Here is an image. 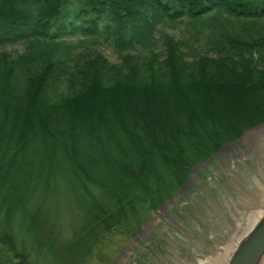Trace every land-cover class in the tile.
Wrapping results in <instances>:
<instances>
[{
  "label": "trees",
  "instance_id": "trees-1",
  "mask_svg": "<svg viewBox=\"0 0 264 264\" xmlns=\"http://www.w3.org/2000/svg\"><path fill=\"white\" fill-rule=\"evenodd\" d=\"M263 124L264 0H0V264H85Z\"/></svg>",
  "mask_w": 264,
  "mask_h": 264
},
{
  "label": "rangeland",
  "instance_id": "rangeland-1",
  "mask_svg": "<svg viewBox=\"0 0 264 264\" xmlns=\"http://www.w3.org/2000/svg\"><path fill=\"white\" fill-rule=\"evenodd\" d=\"M24 49L23 45H15L5 50L17 55ZM106 54L112 62H118L111 52ZM255 171L253 180L251 174ZM262 176L264 125L247 131L241 139L194 167L184 187L157 213H146L143 226L137 231L106 234L85 264H185L179 254H199L204 248L200 238L207 227L219 228L225 218L233 216L236 207H248L251 200L257 199L255 184ZM91 191L98 195L94 188ZM49 194L45 208L56 224V231L66 241L80 220L78 210L71 207L75 204L71 205L65 189H55ZM33 200L28 206H36V198ZM221 237L226 242L230 235ZM46 255L37 258L38 264H50L47 263L50 257Z\"/></svg>",
  "mask_w": 264,
  "mask_h": 264
},
{
  "label": "water",
  "instance_id": "water-1",
  "mask_svg": "<svg viewBox=\"0 0 264 264\" xmlns=\"http://www.w3.org/2000/svg\"><path fill=\"white\" fill-rule=\"evenodd\" d=\"M256 173L251 174L253 180ZM254 191L258 196L250 201V206L236 207L233 216L225 218L219 228L210 225L203 236L200 234L204 248L199 254H179L180 260L185 264H264L263 176L255 184ZM224 234L230 235L226 242L221 237Z\"/></svg>",
  "mask_w": 264,
  "mask_h": 264
},
{
  "label": "bare ground",
  "instance_id": "bare-ground-1",
  "mask_svg": "<svg viewBox=\"0 0 264 264\" xmlns=\"http://www.w3.org/2000/svg\"><path fill=\"white\" fill-rule=\"evenodd\" d=\"M257 128V127H256ZM252 130V129H251Z\"/></svg>",
  "mask_w": 264,
  "mask_h": 264
}]
</instances>
